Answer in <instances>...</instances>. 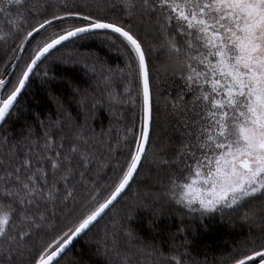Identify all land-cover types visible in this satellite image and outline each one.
<instances>
[{
    "label": "snow or ice",
    "instance_id": "6c2138e0",
    "mask_svg": "<svg viewBox=\"0 0 264 264\" xmlns=\"http://www.w3.org/2000/svg\"><path fill=\"white\" fill-rule=\"evenodd\" d=\"M122 7L129 16L147 18L160 33L161 46L175 63L185 90L193 95V116L186 118L185 126L195 131L188 134L192 139L174 161L183 165L182 176L171 181L175 202L190 211L212 213L264 198V0H122ZM64 8L62 14L44 15L28 25L30 17L46 11L45 0H0V40L21 37V50L42 30L59 28L37 43L14 86L0 95V123L10 115L38 62L66 42L106 33L113 43L119 40L125 47L132 69L128 75L138 80L140 130L132 136L134 147L126 152L124 165L114 170L107 198L38 251L29 246L33 232L39 233L49 222V208L54 217L61 204L67 207L75 192L69 188L70 181L76 169L90 165L92 153L79 135L65 150L63 138L58 143L47 132L43 144L31 141L22 158L10 148L7 159L0 158V238L6 245L0 247V264H16L25 253L28 264H54L74 238L114 206L147 156L153 99L144 43L125 24L79 7L73 10L65 4ZM105 82L110 83L107 78ZM6 87L0 78V89ZM172 107L176 110L179 105ZM85 175L80 173L81 180ZM98 198L99 193L92 196L93 201ZM164 259L167 264H184L178 254ZM228 264H264V237L243 243L229 256Z\"/></svg>",
    "mask_w": 264,
    "mask_h": 264
},
{
    "label": "trees",
    "instance_id": "16d2710c",
    "mask_svg": "<svg viewBox=\"0 0 264 264\" xmlns=\"http://www.w3.org/2000/svg\"><path fill=\"white\" fill-rule=\"evenodd\" d=\"M45 4L46 11L30 17L28 25L44 15L62 14L67 4L73 10L79 7L131 27L144 43L153 99L150 143L138 174L117 203L54 264H125V258L129 264H167L164 257L173 254L180 255L184 264H228L239 246L264 237L262 197L231 209L202 213L177 204L173 195L159 194L158 185L172 186V178L181 173L183 165L174 161L192 139L188 134L195 131L191 125L185 126L186 118L193 116V95L185 90L175 63L161 46L160 33L147 18L129 16L122 0H45ZM58 32L56 25L42 30L25 45L26 50L19 48L21 37L0 40V78L7 85L0 95L14 86L37 43ZM107 35L89 34L54 49L35 69L10 115L0 123V158L7 159L10 148L18 150L22 158L31 141L43 144L46 132L58 143L63 138L65 150L79 135L88 141L86 147L92 153L90 165L76 169L70 181L69 188L75 192L67 207L61 204L54 217L49 208L51 219L39 233L33 232L29 246L34 251L62 235L107 198L114 170L124 165L126 152L134 147L132 136L139 133L138 80L128 75L132 69L125 47ZM173 103L178 109H173ZM151 157L156 161L152 163ZM162 159L169 163H160ZM81 172L86 173L83 180ZM59 187L63 199L64 186ZM97 193L99 198L93 201ZM128 231L131 237L126 235ZM0 247H6L2 238ZM16 264H28V254L17 257Z\"/></svg>",
    "mask_w": 264,
    "mask_h": 264
},
{
    "label": "water",
    "instance_id": "95a60500",
    "mask_svg": "<svg viewBox=\"0 0 264 264\" xmlns=\"http://www.w3.org/2000/svg\"><path fill=\"white\" fill-rule=\"evenodd\" d=\"M43 59H44V58H43ZM43 59H42V60H43ZM41 62H42V61L38 62L37 66H36V67L34 68V70H33V73H34L35 69L38 67V65H39ZM33 73L30 75L29 80L27 81V83H26L24 89L21 91V93L19 94V96L17 97V99H19V98L21 97V95L23 94V92H24V90H25L27 84L29 83V81H30V79H31V77H32V75H33ZM135 176H136V175H135ZM134 178H135V177H134ZM131 183H132V182H131ZM131 183H130V185H131ZM128 188H129V187H128ZM128 188H127V189H128ZM127 189H126V191H127ZM126 191H125V192H126ZM125 192H124V193H125ZM124 193L118 198V200L124 195ZM118 200H117V201H118ZM115 203H117V202H115ZM115 203H114V205H115ZM112 207H113V206H111L110 209H111ZM110 209H109V210H110ZM109 210H106V213H107ZM106 213H105V214H106ZM105 214H103L102 217H103ZM102 217H101V218H102ZM101 218H98V221H99ZM98 221L94 222V224H96ZM94 224H93V225H94ZM93 225H91V226L89 227V229H90ZM86 231H87V230H86ZM86 231H85V232H86ZM85 232H84V233H85ZM84 233H82L80 236H78V237H76V238L73 239V241L68 245V247H67V249L65 250V252L61 254V257H62V256H63V255H64V254H65V253H66V252L72 247V245H73L74 243H76V242L78 241V239H79ZM58 259H59V258H58Z\"/></svg>",
    "mask_w": 264,
    "mask_h": 264
},
{
    "label": "rangeland",
    "instance_id": "374dc122",
    "mask_svg": "<svg viewBox=\"0 0 264 264\" xmlns=\"http://www.w3.org/2000/svg\"><path fill=\"white\" fill-rule=\"evenodd\" d=\"M151 161L153 163V161L155 162L156 159H154V157L153 158L151 157ZM145 176L142 177V178L145 179ZM181 176H182V173H180V175L177 178H179ZM158 187L161 188L160 190L159 189L158 190H159V194L162 195V197H165L166 194H170L172 196V186L171 185H169V187H166V185H164L163 187L160 186V185H158ZM194 207H197L198 208V205H194Z\"/></svg>",
    "mask_w": 264,
    "mask_h": 264
}]
</instances>
